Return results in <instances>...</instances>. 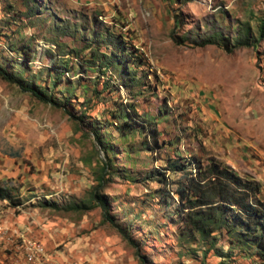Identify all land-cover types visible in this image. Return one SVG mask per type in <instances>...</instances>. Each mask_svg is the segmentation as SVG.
<instances>
[{
  "label": "rangeland",
  "instance_id": "374dc122",
  "mask_svg": "<svg viewBox=\"0 0 264 264\" xmlns=\"http://www.w3.org/2000/svg\"><path fill=\"white\" fill-rule=\"evenodd\" d=\"M92 17V28L121 31L145 59L149 71L136 69L139 93L101 88L104 74L82 61L87 49L70 55L88 41ZM260 17L264 0H0V62L11 69L9 47L27 43L35 57L26 76L50 85L62 57L68 69L51 93L60 98L66 95L60 89L69 87L66 109L84 112L73 120L0 79V181L22 200L15 207L0 200V264H140L134 249L101 221L99 207L64 212L36 204L87 198L104 158L91 130L109 147L102 187L109 212L128 226L145 264H264L247 255L202 256L200 243L180 234L172 205L158 200L157 182L145 176L167 156H212L264 191V35L231 51L190 43L212 31L230 41L240 22L256 33ZM171 32L191 40L176 44ZM125 100L155 121L158 151L142 149L140 135H122L109 123V111ZM217 245L227 248L224 239Z\"/></svg>",
  "mask_w": 264,
  "mask_h": 264
},
{
  "label": "trees",
  "instance_id": "16d2710c",
  "mask_svg": "<svg viewBox=\"0 0 264 264\" xmlns=\"http://www.w3.org/2000/svg\"><path fill=\"white\" fill-rule=\"evenodd\" d=\"M92 19L89 29L92 28V24L95 25V17ZM111 28L105 26L102 29H90L88 41H85L81 48H71L70 55L76 57L82 49H87V56L82 61L86 62L88 69L96 68L104 74L101 88L111 90L121 86L139 93L142 87L140 84L143 82L136 69L145 66L149 71V66L137 52L138 49L124 39L125 35ZM235 29L236 35L230 41L219 31H212L208 35L192 40L190 37H175L172 32L170 37L176 44L186 39L197 46L213 44L231 51L234 48L254 46L258 43L264 35V17L258 19L256 33H253L248 22L238 23ZM8 50L13 52L11 55L13 64L10 63L11 69H8L0 62V79L16 85L21 91L28 92L39 101L61 107L73 120H80L83 117L82 110L78 115H73L66 109L69 102V96H66L69 87L60 89V92L66 94L60 98L54 97L51 93L57 80L68 69L66 60L63 61L59 56L57 63L53 65L55 75L50 78V85H41L34 80L35 75L26 76L32 71L30 63L35 57L34 49L27 43H21L15 45L14 50L10 47ZM108 71L110 74H107ZM142 76L144 79L147 74L143 72ZM109 123L122 135L129 133L140 135L138 143L146 151L155 152L161 147L155 121L152 117L138 115L132 101L125 100L111 109ZM91 134L104 158L100 160L96 184L88 191L87 198L69 199L64 202L39 199L36 204L64 212H84L99 207L101 221L112 226L134 249L139 263L145 264L144 257L138 253L137 241L132 237L128 226L120 224L109 212L107 195L102 190L103 174L110 166V158L105 155L109 147L96 130H91ZM170 174H173V177H170ZM145 176L157 182L158 200L165 206L172 205L173 214L178 219L180 234L186 236L185 240L188 242H199L202 256L211 251L219 258L238 254L264 259V199L259 197L261 185L257 180L249 175L239 174L212 156L202 158L194 155L191 158L167 156L163 159L162 165L148 170ZM14 190L13 186L0 181V200H6L12 207L20 205L22 200ZM220 239H224L227 244L225 250L217 245Z\"/></svg>",
  "mask_w": 264,
  "mask_h": 264
},
{
  "label": "crops",
  "instance_id": "0c3cea01",
  "mask_svg": "<svg viewBox=\"0 0 264 264\" xmlns=\"http://www.w3.org/2000/svg\"><path fill=\"white\" fill-rule=\"evenodd\" d=\"M259 197L264 199V191H262V187H261V190H260V193H259Z\"/></svg>",
  "mask_w": 264,
  "mask_h": 264
},
{
  "label": "bare ground",
  "instance_id": "6f19581e",
  "mask_svg": "<svg viewBox=\"0 0 264 264\" xmlns=\"http://www.w3.org/2000/svg\"><path fill=\"white\" fill-rule=\"evenodd\" d=\"M22 240H23V242L27 241V240H25V239H22ZM28 246H29V245H28ZM28 246H27V247H28ZM37 251L41 252L42 250H41L40 248H37ZM27 254H28V256L30 255L29 249H28Z\"/></svg>",
  "mask_w": 264,
  "mask_h": 264
}]
</instances>
